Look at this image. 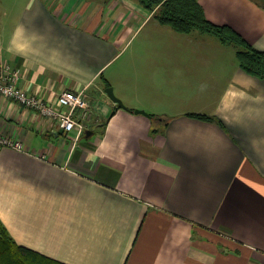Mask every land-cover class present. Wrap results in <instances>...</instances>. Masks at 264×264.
<instances>
[{"label":"crops","instance_id":"crops-1","mask_svg":"<svg viewBox=\"0 0 264 264\" xmlns=\"http://www.w3.org/2000/svg\"><path fill=\"white\" fill-rule=\"evenodd\" d=\"M201 5L264 52L255 0ZM14 13L0 14V63L19 86L47 101L85 91L92 105L76 142L0 95V135L26 147L0 149V220L15 241L63 264H264V80L236 49L136 0H30Z\"/></svg>","mask_w":264,"mask_h":264},{"label":"trees","instance_id":"trees-1","mask_svg":"<svg viewBox=\"0 0 264 264\" xmlns=\"http://www.w3.org/2000/svg\"><path fill=\"white\" fill-rule=\"evenodd\" d=\"M153 13L164 26L179 33L198 31L216 37L222 44L233 46L241 68L248 74L264 80V52L258 50L229 26L210 22L201 0H136ZM264 7V0H255ZM110 86L107 85V88ZM195 116V115H192ZM202 119H211L196 115ZM154 118V117H153ZM0 264H63L34 250L19 245L0 220Z\"/></svg>","mask_w":264,"mask_h":264},{"label":"built area","instance_id":"built-area-1","mask_svg":"<svg viewBox=\"0 0 264 264\" xmlns=\"http://www.w3.org/2000/svg\"><path fill=\"white\" fill-rule=\"evenodd\" d=\"M21 77L20 71L8 64L0 63V95L54 121L64 133H76L75 141H79L87 132V124L92 119V105L85 91L66 90L56 101H47L21 88L19 86ZM1 148L26 152L24 143L2 135Z\"/></svg>","mask_w":264,"mask_h":264},{"label":"rangeland","instance_id":"rangeland-1","mask_svg":"<svg viewBox=\"0 0 264 264\" xmlns=\"http://www.w3.org/2000/svg\"><path fill=\"white\" fill-rule=\"evenodd\" d=\"M30 2V0H0V14H3L4 9H8V11L10 12V16L7 19H14L16 17L15 13L16 12V7H17V11H21L28 3ZM153 23L154 20L148 24L147 26L144 27V31L140 34V36L138 37V39L134 42V44L132 45V43L126 48V46L123 47V51L122 53L117 57V59L114 62V68H116L117 66L121 65L122 63H124L129 56H131L133 54V48H135V46H137L141 40L143 38H145V35H147V33H149V31L153 30ZM199 35H201L199 32H197ZM154 42H151L152 44H154L155 42L157 43V40H152ZM132 45V46H131ZM114 90H115V94L117 96L118 91H116L115 87L111 86ZM187 97V95H185V98ZM122 100V99H121Z\"/></svg>","mask_w":264,"mask_h":264},{"label":"water","instance_id":"water-1","mask_svg":"<svg viewBox=\"0 0 264 264\" xmlns=\"http://www.w3.org/2000/svg\"><path fill=\"white\" fill-rule=\"evenodd\" d=\"M106 93L115 103H117L119 105V107L125 108L123 102L116 96V94L114 92V89L112 87L107 88L106 89ZM135 113L136 114H143V115L147 114L144 110H136ZM101 126H105V125L102 124ZM92 134H93V131H89L88 132L89 136L92 135Z\"/></svg>","mask_w":264,"mask_h":264}]
</instances>
